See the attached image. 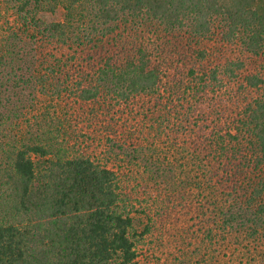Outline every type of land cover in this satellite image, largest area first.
Wrapping results in <instances>:
<instances>
[{"label":"trees","instance_id":"trees-1","mask_svg":"<svg viewBox=\"0 0 264 264\" xmlns=\"http://www.w3.org/2000/svg\"><path fill=\"white\" fill-rule=\"evenodd\" d=\"M136 166L264 264V0H0V264H140Z\"/></svg>","mask_w":264,"mask_h":264},{"label":"rangeland","instance_id":"rangeland-1","mask_svg":"<svg viewBox=\"0 0 264 264\" xmlns=\"http://www.w3.org/2000/svg\"><path fill=\"white\" fill-rule=\"evenodd\" d=\"M133 170L126 171L123 206L133 217L137 230L140 264H258L250 258L259 260L260 253L238 247L230 237L223 239L222 234L210 237L197 225V198L193 193L191 198L187 195V201L172 198L164 192V184L156 173L151 176L137 166Z\"/></svg>","mask_w":264,"mask_h":264}]
</instances>
